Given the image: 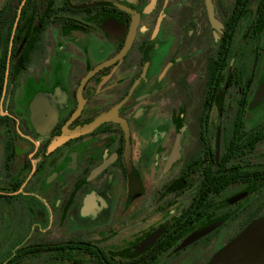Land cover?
<instances>
[{
    "label": "flooded vegetation",
    "instance_id": "1",
    "mask_svg": "<svg viewBox=\"0 0 264 264\" xmlns=\"http://www.w3.org/2000/svg\"><path fill=\"white\" fill-rule=\"evenodd\" d=\"M263 81L264 0H0V264H218Z\"/></svg>",
    "mask_w": 264,
    "mask_h": 264
},
{
    "label": "water",
    "instance_id": "2",
    "mask_svg": "<svg viewBox=\"0 0 264 264\" xmlns=\"http://www.w3.org/2000/svg\"><path fill=\"white\" fill-rule=\"evenodd\" d=\"M258 93H264V81L261 82ZM104 114L98 121L109 119ZM218 264H263L264 263V220L249 226L242 234L216 258Z\"/></svg>",
    "mask_w": 264,
    "mask_h": 264
}]
</instances>
